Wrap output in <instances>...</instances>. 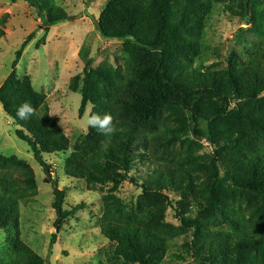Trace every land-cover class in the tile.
Returning <instances> with one entry per match:
<instances>
[{
  "label": "trees",
  "instance_id": "1",
  "mask_svg": "<svg viewBox=\"0 0 264 264\" xmlns=\"http://www.w3.org/2000/svg\"><path fill=\"white\" fill-rule=\"evenodd\" d=\"M14 1L39 8L38 0ZM214 12H225L249 22L256 37H252L256 54L253 61L243 67L230 63L221 74L219 85L208 83L207 78L187 63L178 66L170 57L171 49L177 47L186 51L187 56L195 54L196 44L180 36V31L200 28ZM38 17L44 26L41 43L50 26L70 18L57 7L48 15L39 12ZM95 27L103 39L123 42V50L129 53L125 58L128 74L125 79L117 80V87L111 89L108 99L95 100L94 80L104 75L89 65L74 76L70 88L80 92V118L91 101L94 112L113 116L118 130L104 136L96 129H88L86 140L78 141L67 159L65 175L103 185L107 181L99 171L103 168L115 171L112 190H117L124 181L137 185L135 179L125 176L135 167L131 160L132 144L141 130L157 133L163 109L170 108L182 114L185 136L189 131L214 144L212 168L203 171L200 179H194L199 165L191 158L177 161L176 167L155 166L138 185L142 194L147 199H165L163 192L178 195L176 216L182 228L192 230L194 238L199 240L192 243L197 264H246L249 257L264 259V151L240 157L237 144L243 137H238L234 129L237 123L245 122L259 132L264 131V114L246 106L252 101L264 105V71L261 69L264 67V0H107ZM4 36L0 29V40ZM33 36L34 32L26 36L15 52L11 71L0 85V102L4 106L3 113L15 126V137L27 145L34 162L46 174L44 183L53 188L52 208L59 228L82 205L66 208L65 189L57 188L51 166L42 156L67 152L68 139L47 113L43 97L33 91L29 79L19 81L16 76L23 49ZM24 101L31 103L36 115L27 121L12 119L17 106ZM203 102L208 106L203 107ZM214 122L218 126L215 133ZM169 134L166 143L183 139ZM102 143L108 144L107 149ZM36 194L37 180L28 164L0 154V224L15 225L19 205L33 204ZM190 205L195 207L196 217L186 215ZM162 210L158 207L156 215L162 216ZM149 214L150 219H154L153 213ZM218 219L221 220L218 225L223 223L228 229L221 234H210L201 223ZM101 234L117 243L114 264H161L164 261L161 241L150 230L106 223L101 226ZM55 240L53 234L50 246ZM10 264H45V260L18 241Z\"/></svg>",
  "mask_w": 264,
  "mask_h": 264
},
{
  "label": "rangeland",
  "instance_id": "2",
  "mask_svg": "<svg viewBox=\"0 0 264 264\" xmlns=\"http://www.w3.org/2000/svg\"><path fill=\"white\" fill-rule=\"evenodd\" d=\"M106 1L38 0L37 9L23 1L0 0V29L5 33L0 40V85L11 71L15 52L26 36L34 32L33 39L23 49L16 76L19 81L29 79L33 91L43 97L47 113L68 139L67 152L42 156L51 166V175L57 182V188L65 189L66 208L82 205L58 228L52 208L53 188L44 183L46 174L34 162L27 145L15 137L12 121L0 112V154L27 163L37 180L35 202L19 205L15 225L0 224L2 264L12 262L14 245L18 241L45 260V264H114L117 243L101 234V226L106 223L132 225L154 232L163 249L164 261L161 264H197L192 243L199 240L194 238L192 230L182 228L176 216L178 195L163 192L165 199H147L138 187L143 182L142 177L155 166L169 164L176 167V162L182 159L185 161L191 158L199 165L193 175L194 179H200L203 171L212 168L216 147L209 139L197 138L189 131L185 136L182 114L166 107L158 122L157 133L139 131L130 150L132 165L135 167L125 175L135 179L137 185L124 181L117 190H112L115 182L112 173L115 171L103 168H99L100 174L107 178L103 185L90 184L65 175V164L75 144L86 140L88 130L85 131L80 121L90 108L88 105L84 115L81 118L78 116L81 95L79 91L71 90L72 79L81 74L86 65L103 73V78L96 77L94 80L93 96L97 100L108 99L111 89L117 87V80L125 79L128 74L125 58L129 53L123 50V42L103 39L95 27V21ZM54 7L61 9L70 18L50 26L41 43L44 26L40 24L38 13L48 15L54 12ZM250 28V23L239 17L214 12L212 18L200 28L180 31V36L196 44L195 54L187 56L186 51L177 47L171 49L170 57L178 66L187 63L199 75L207 78L208 83L219 85L221 74L230 63L243 67L256 57L252 45V37H256ZM261 69L264 71L263 66ZM202 106L206 107L208 103L203 102ZM246 106L251 111L264 114V105L259 102L252 101L246 103ZM231 107L234 105L231 104ZM203 123L206 125V122ZM212 129L214 133L218 131L217 123L212 124ZM234 129L238 137H243L237 144L241 150L240 157L264 151V131L259 132L245 122L237 123ZM169 133L183 139L176 143H166L165 138L170 136ZM158 207L164 209L162 216L158 214H161L160 209L156 215ZM151 212L154 219H150ZM186 215L196 217L195 207L190 205ZM220 221L201 223L210 234H221L228 229L223 223L218 225ZM53 234L56 240L50 246ZM246 264H264V259L249 257Z\"/></svg>",
  "mask_w": 264,
  "mask_h": 264
},
{
  "label": "clouds",
  "instance_id": "3",
  "mask_svg": "<svg viewBox=\"0 0 264 264\" xmlns=\"http://www.w3.org/2000/svg\"><path fill=\"white\" fill-rule=\"evenodd\" d=\"M90 108L85 114L84 118L80 121L85 131L88 129H96L100 134L104 136L113 135L118 129L113 120V116L110 113H96L92 111L94 105L89 101ZM4 111L3 103L0 102V112ZM6 114V113H5ZM36 115V109L31 105L29 101H24L16 108V116L12 119H19L23 121L29 120L32 116ZM102 147L107 149L108 144L102 143Z\"/></svg>",
  "mask_w": 264,
  "mask_h": 264
}]
</instances>
